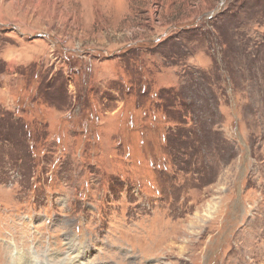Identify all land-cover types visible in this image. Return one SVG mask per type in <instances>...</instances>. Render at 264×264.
Instances as JSON below:
<instances>
[{
    "label": "rangeland",
    "instance_id": "374dc122",
    "mask_svg": "<svg viewBox=\"0 0 264 264\" xmlns=\"http://www.w3.org/2000/svg\"><path fill=\"white\" fill-rule=\"evenodd\" d=\"M20 255L264 264V0H0V257Z\"/></svg>",
    "mask_w": 264,
    "mask_h": 264
},
{
    "label": "bare ground",
    "instance_id": "6f19581e",
    "mask_svg": "<svg viewBox=\"0 0 264 264\" xmlns=\"http://www.w3.org/2000/svg\"><path fill=\"white\" fill-rule=\"evenodd\" d=\"M67 253H72V254H74L75 253V251L73 250V247L71 246V245H69L68 246V250H67ZM134 254H136V252H133ZM22 255H24V254H22ZM22 255H20L19 257H18V260L17 261H15L17 258H15V257H13L11 260L9 259V261H8V264H40V261L39 262H31L30 261V259L29 258H27V257H25V256H22ZM51 255V254H50ZM126 255H128V254H126ZM38 256V255H37ZM52 257L53 256H57L56 254H52L51 255ZM137 255H134V257H136ZM82 256H80L79 255V253H77L76 254V257H75V259H78V258H81ZM51 258V257H50ZM14 259V260H13ZM44 259V258H43ZM57 260V259H56ZM53 261H54V263H55V259L54 260H45L44 261V264H52L53 263ZM78 263V261H74L73 262V264H77Z\"/></svg>",
    "mask_w": 264,
    "mask_h": 264
},
{
    "label": "clouds",
    "instance_id": "9594fccd",
    "mask_svg": "<svg viewBox=\"0 0 264 264\" xmlns=\"http://www.w3.org/2000/svg\"><path fill=\"white\" fill-rule=\"evenodd\" d=\"M0 264H8V262L4 261L2 257H0Z\"/></svg>",
    "mask_w": 264,
    "mask_h": 264
}]
</instances>
